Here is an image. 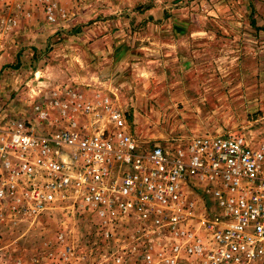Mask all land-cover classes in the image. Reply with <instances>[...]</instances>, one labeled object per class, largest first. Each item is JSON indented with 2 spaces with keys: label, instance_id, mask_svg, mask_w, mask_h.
Masks as SVG:
<instances>
[{
  "label": "rangeland",
  "instance_id": "374dc122",
  "mask_svg": "<svg viewBox=\"0 0 264 264\" xmlns=\"http://www.w3.org/2000/svg\"><path fill=\"white\" fill-rule=\"evenodd\" d=\"M53 3L59 11L50 21L46 8ZM92 6L105 11L71 22ZM2 7L10 11L2 25L33 22L51 33L42 46L28 47L26 83L29 71L40 67L56 85L96 89L91 97L107 94L141 146L160 143L168 149L204 132L264 135V0H0ZM110 18L122 23L126 35L123 30L104 37L108 32L96 21ZM176 19L189 27L172 30ZM164 21L169 26L162 28ZM174 33L185 41L181 55L170 43ZM119 37L129 40V55L117 61L109 53L120 47L107 41ZM98 54L101 60L94 59ZM21 85L26 91L27 84ZM15 94L6 92L9 100ZM48 112L44 124L55 121V111ZM76 115L88 122L80 111ZM187 196L198 201L199 214L215 220L218 207L210 188ZM74 199L69 193L32 215L0 201V264H98L109 241L129 239L131 226L105 239L94 213L80 210ZM65 243L72 247L67 258Z\"/></svg>",
  "mask_w": 264,
  "mask_h": 264
},
{
  "label": "built area",
  "instance_id": "2783aa9c",
  "mask_svg": "<svg viewBox=\"0 0 264 264\" xmlns=\"http://www.w3.org/2000/svg\"><path fill=\"white\" fill-rule=\"evenodd\" d=\"M46 10L54 21L57 5ZM54 97L48 110L36 107L38 116L58 107L64 126H9L0 201L32 215L72 193L105 239L131 226L129 239L109 241L98 264H264V135L204 132L168 149L141 146L107 94L72 93L61 105ZM200 187L212 190L214 221L187 196ZM71 248L64 244L65 258Z\"/></svg>",
  "mask_w": 264,
  "mask_h": 264
},
{
  "label": "crops",
  "instance_id": "0c3cea01",
  "mask_svg": "<svg viewBox=\"0 0 264 264\" xmlns=\"http://www.w3.org/2000/svg\"><path fill=\"white\" fill-rule=\"evenodd\" d=\"M84 8L88 9L87 7ZM86 9H84L83 12L81 11L83 14L78 15L77 19L72 18L73 21L71 22L82 20L84 19V17L82 16H87V14H99L98 12L102 11L105 8L92 6L89 10L86 11ZM4 10V7L0 8V21L5 18L7 12L10 13V11ZM19 11L20 14L24 13V11ZM145 14L147 13H144V15ZM118 21L119 20L117 19L110 18L104 21L98 20L96 22H99V25L101 23L102 25L100 26H103L104 29L106 28L105 30L108 32V34H104V37L109 38L112 34L114 36V34L120 33L123 30L124 34L126 35L125 31L127 29H124L122 23L120 21L119 23ZM116 26H118V30H114ZM166 26H169V24L167 25L166 21H164V24H162V28H165ZM184 26L185 28H187V26L189 27V24L180 19H176L172 23V30L176 31L177 29H182V27ZM43 29L44 31H40ZM5 30L7 31L5 32ZM50 34L51 33H48L46 31L45 26L43 28V26L39 23H22L21 21L20 23L15 22L6 26L0 23V157L2 158H6L8 156L1 148L4 145L5 140L8 138L9 126L12 124V122L17 120H26L35 125V121H37L39 124L36 125L35 130H55L56 128L60 126L62 127L66 124L65 120H61L62 115L58 112L59 108L57 107L52 110L55 111V120H60L58 122L50 121L49 124H44V120L49 118L50 112H47V115L44 119L40 118L38 116L36 107L39 109L45 108L48 110L47 104L51 101L52 95H55L54 99H57L59 105H61L68 103L70 94L76 93L77 91L82 92V96L88 95V98L91 97L92 92H96V89L93 88L80 87V89H76L79 87H75L64 82H61L62 85H56L55 81H51L46 71L42 70L40 67L38 68L39 70L34 69L33 71H29L30 79L26 83V78L29 76L25 75L26 71L22 67L24 64L23 60H27V58L29 57V53L27 52H29L30 48L28 47L36 48L42 46L43 42L47 41ZM177 36H179V34ZM177 36L174 33L175 38L171 39L170 43L172 47H180L176 48L175 50L177 53H179V55H181V53H183L185 50L184 48H181L182 45L185 44V41L183 40V38L177 39ZM128 42L129 40L126 37L108 39L107 44H110L109 46L112 45L114 49L120 47V50L118 52L114 51L113 53H109V57L112 58V55H115L117 61L127 59L126 57L129 54L127 53L126 45H128ZM167 43L169 42L164 41L163 44L168 45ZM92 44L94 45L95 41H93ZM101 57V54L94 55V59L96 60H101ZM11 65H13V67H10ZM22 83L27 84L26 87L28 88L26 89V91L23 90L25 87H22ZM9 90L16 92L14 99L9 100L7 98L6 92ZM22 92L25 95H22ZM17 98H19L20 101H17Z\"/></svg>",
  "mask_w": 264,
  "mask_h": 264
}]
</instances>
